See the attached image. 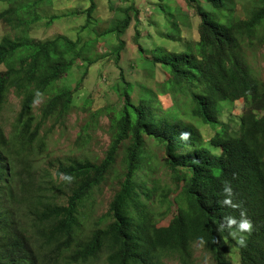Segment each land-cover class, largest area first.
Here are the masks:
<instances>
[{
  "label": "trees",
  "instance_id": "obj_1",
  "mask_svg": "<svg viewBox=\"0 0 264 264\" xmlns=\"http://www.w3.org/2000/svg\"><path fill=\"white\" fill-rule=\"evenodd\" d=\"M5 1L9 8L0 19L16 34L0 41V65L6 68L0 71V264H168L174 259L195 264L196 243L212 254L216 264H234L230 244L239 248L241 264H264V81L255 75L244 50L245 45L264 43V4L248 19L223 21L213 16V10L223 11L226 0H203L212 10H198V51L156 53L155 63L172 74L171 88L187 96L191 118L218 126L210 142L221 149L219 154L204 145L192 124L175 122L179 108L160 115L152 98L134 102V86L122 69L118 88L124 104L110 112L113 142L107 157L102 163L89 158L61 162L56 176L35 165L44 153L40 131L47 119L70 111L72 92L52 96L40 118L33 106L73 66L75 59L67 55L80 40L65 35L37 40L30 35L31 26L41 20L38 9L52 0ZM95 8L93 1L88 16ZM130 8L108 32L120 36L126 32L133 21ZM124 47L122 40L114 48L118 64ZM85 50L83 44L78 54ZM11 89L22 99L14 138L1 121ZM237 100L246 104L235 130L220 120V114L223 104ZM181 132L190 133L187 141L180 139ZM147 137L165 146L167 162L182 184L170 188L154 179L152 184L136 180L137 171L148 162ZM122 149L126 179L109 211L95 219L96 188L115 168ZM61 173L75 180L67 183ZM225 181L233 187L234 202H240L253 221L250 234L235 227L217 231L225 216L240 218L239 209L219 203ZM174 190L178 212L169 224L161 225L159 216L172 206L163 214L156 206L170 202ZM242 235L244 247L237 244Z\"/></svg>",
  "mask_w": 264,
  "mask_h": 264
},
{
  "label": "rangeland",
  "instance_id": "obj_2",
  "mask_svg": "<svg viewBox=\"0 0 264 264\" xmlns=\"http://www.w3.org/2000/svg\"><path fill=\"white\" fill-rule=\"evenodd\" d=\"M93 1L96 8L88 16V9ZM263 4L264 0H226V8L223 11L213 10V16L216 15L223 21L248 19ZM130 7L134 8L129 12L133 21L126 32L122 36L108 32L110 25L122 19L124 10ZM8 8L9 4L0 0V13ZM199 9L212 10L203 0H52L38 9L41 20L34 23L29 31L33 38L46 40L65 35L73 40H80V46L67 55L69 59H75L70 70L51 85L48 93L38 97L34 103L33 113L40 118L42 110L52 96L63 91L72 92L70 111L63 117L47 119L40 131L45 140L44 153L36 158L35 165L50 169L57 176L61 162H70L74 158H89L97 163L105 160L113 142L110 112L121 109L124 104L118 88L122 69L127 80L134 86V102L139 104L142 98L150 97L155 103V111L160 115L179 108V119L175 122L192 124L200 132L204 145L219 154L221 149L210 142L218 126L191 118V105L187 96L182 92L176 93L171 88L168 83L172 78L171 72L162 63H155L156 53L160 49L172 52L189 49L198 51L201 22ZM52 17L58 18L51 21ZM15 34V29L0 19V41L5 37L13 38ZM138 38L144 49L143 53ZM122 40L125 47L118 64L114 48ZM83 44H86V50L78 54ZM244 50L255 75L264 81V43L245 45ZM4 70L5 66L0 65V71ZM21 104V97L11 89L1 111V121L6 134L12 138ZM245 104L243 100L223 104L220 120L237 130ZM146 143L148 162L137 171L136 180L152 184L154 179L164 187L170 188L182 184V180L167 162L165 146L154 137H147ZM124 159L125 151L122 149L115 168L96 188L95 219L109 211L112 201L122 188L126 179ZM176 195L174 190L170 193V202L168 200L157 204L156 210L161 209L162 214L172 206L170 212L159 216L161 225L169 224L177 214L178 206L174 202ZM229 248L232 262L241 264L239 248L232 244ZM194 262L216 264L212 254L200 243L194 245ZM168 264L181 263L174 259L169 260Z\"/></svg>",
  "mask_w": 264,
  "mask_h": 264
},
{
  "label": "clouds",
  "instance_id": "obj_3",
  "mask_svg": "<svg viewBox=\"0 0 264 264\" xmlns=\"http://www.w3.org/2000/svg\"><path fill=\"white\" fill-rule=\"evenodd\" d=\"M189 137H190V133L188 132H181L180 134L181 140L187 141ZM60 176L61 179H63L67 183H72L75 180V177L72 176L71 174L61 173ZM223 193H224V199L221 200L219 203L225 207H230L232 209H239L240 218L237 219L236 217L231 215L225 216L223 218V222L220 225H218L217 231L222 232L225 228L232 229L233 227H235L240 233L250 234L254 229L253 221L250 218H248L246 211L241 207V203L238 201L234 202V197L236 194L230 182L225 181ZM231 235H233V237H236L235 232H232ZM246 243L247 241L245 236L243 235L239 236V238L237 239V244L241 247H244L246 246Z\"/></svg>",
  "mask_w": 264,
  "mask_h": 264
}]
</instances>
